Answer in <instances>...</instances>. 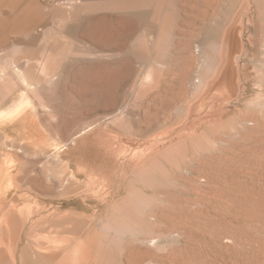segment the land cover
<instances>
[{
	"label": "rangeland",
	"instance_id": "374dc122",
	"mask_svg": "<svg viewBox=\"0 0 264 264\" xmlns=\"http://www.w3.org/2000/svg\"><path fill=\"white\" fill-rule=\"evenodd\" d=\"M173 3L1 104V264H264V0ZM241 13V94L202 115Z\"/></svg>",
	"mask_w": 264,
	"mask_h": 264
},
{
	"label": "bare ground",
	"instance_id": "6f19581e",
	"mask_svg": "<svg viewBox=\"0 0 264 264\" xmlns=\"http://www.w3.org/2000/svg\"><path fill=\"white\" fill-rule=\"evenodd\" d=\"M174 9L173 0H0V55H3L0 56V110L1 104L7 99H12L14 95L16 98L14 97L13 100L21 101L26 97L31 101V98L40 90L54 87L61 72L65 71L71 61H75L83 54V49L86 53H90L91 47L86 46L82 41V34L91 38L98 37L99 40L104 41L103 44H108L113 38L125 35V31L133 34L132 31L129 32L133 28L129 29V25L132 23L136 26L133 23L137 24L138 20L145 23L142 31H147L149 25L163 24L173 18ZM122 16L128 17V20L126 29L120 31L117 25L118 22L121 23ZM39 27H42L41 30L38 29ZM20 40L23 46H16L15 42ZM223 44L222 42L219 48L220 55L218 53L221 62L225 49ZM100 56L109 57L106 53ZM262 74L264 77V65ZM101 80L104 81V79ZM210 80L213 79L210 78ZM250 117L249 122L252 121L250 125L251 123L260 125L256 116L250 115ZM245 119L241 118L247 123L248 119ZM60 147V143L54 144L55 150ZM90 251H92L91 248ZM105 264L110 263L106 261Z\"/></svg>",
	"mask_w": 264,
	"mask_h": 264
},
{
	"label": "water",
	"instance_id": "95a60500",
	"mask_svg": "<svg viewBox=\"0 0 264 264\" xmlns=\"http://www.w3.org/2000/svg\"><path fill=\"white\" fill-rule=\"evenodd\" d=\"M223 60L204 97V114L220 112L226 105L235 101L240 94L239 62L244 50L243 13L235 17L227 34Z\"/></svg>",
	"mask_w": 264,
	"mask_h": 264
}]
</instances>
